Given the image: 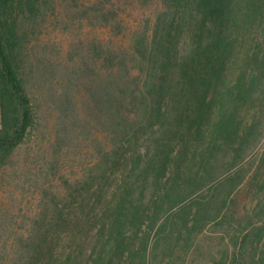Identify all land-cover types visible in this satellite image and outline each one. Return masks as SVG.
<instances>
[{"label": "trees", "instance_id": "trees-1", "mask_svg": "<svg viewBox=\"0 0 264 264\" xmlns=\"http://www.w3.org/2000/svg\"><path fill=\"white\" fill-rule=\"evenodd\" d=\"M0 115V264H264V0H0Z\"/></svg>", "mask_w": 264, "mask_h": 264}, {"label": "rangeland", "instance_id": "rangeland-1", "mask_svg": "<svg viewBox=\"0 0 264 264\" xmlns=\"http://www.w3.org/2000/svg\"><path fill=\"white\" fill-rule=\"evenodd\" d=\"M135 7V6H134ZM155 8V5L151 4L149 6H137L135 8L133 7H127L126 9V13L122 14V18H123V23L126 27L128 28H132L134 27V25L141 23L145 17H147L151 10ZM88 29V30H87ZM87 31H91V37H95L98 36L100 38L103 39H110L113 38L114 36L111 32V30H104V29H100V28H95L92 29L90 27L86 28ZM85 30V31H86ZM71 37L70 34H62V33H52L50 35V44H54L56 43V45H66L69 41H70ZM55 47V46H54ZM57 51H59L57 49V47H55ZM60 51L62 52V49L59 48ZM89 86H93L95 88V86H97V84H99L98 80H96V77H91L89 80ZM84 91V90H83ZM88 94L86 93V99H89ZM84 118L87 117L86 114H83ZM84 122H82V126H80L78 128L79 131V137L81 139V147H80V151H79V156H80V162L83 165H86L87 162L89 163L90 160L88 159V154L91 155L92 153L94 154V156L97 154L98 150H99V139L101 137H103L105 135V132L108 131V127L104 124H99L98 121H88L83 119ZM264 145V140L262 141V143ZM93 156V155H91ZM22 160V159H21ZM25 170V168H22ZM24 170H20L18 171L16 174H9L7 175L8 172H3L4 178L2 180H0V183H2V186H0V204L2 205H6L7 207H12L13 204V200L8 198L6 196L5 189L7 187L6 181H8V177L11 175L14 178H17V181L20 177V180L24 179ZM77 170H74V172ZM16 181V182H17ZM15 183V182H14ZM14 183H12L14 185ZM29 200H31V198L29 197ZM5 207V206H4ZM31 207V203L27 202V200H25L23 202L22 208L23 210L27 211L29 210V208ZM25 211L20 210L19 211H15V214L17 216V218H20L22 215H24ZM16 229V228H15ZM219 236L218 235H214L212 233L209 234V236L204 237L201 236L199 239V242L201 244H199L197 251L194 252L195 255H191L188 264H211L210 259H211V252H213V250H210V248L213 246V244L215 243V241L217 240L215 237Z\"/></svg>", "mask_w": 264, "mask_h": 264}, {"label": "crops", "instance_id": "crops-1", "mask_svg": "<svg viewBox=\"0 0 264 264\" xmlns=\"http://www.w3.org/2000/svg\"><path fill=\"white\" fill-rule=\"evenodd\" d=\"M0 120H1V115H0Z\"/></svg>", "mask_w": 264, "mask_h": 264}]
</instances>
